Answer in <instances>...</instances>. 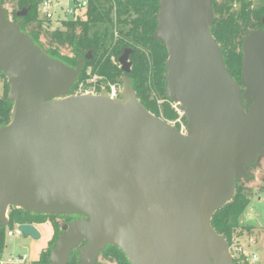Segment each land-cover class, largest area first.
Listing matches in <instances>:
<instances>
[{"label":"water","instance_id":"1","mask_svg":"<svg viewBox=\"0 0 264 264\" xmlns=\"http://www.w3.org/2000/svg\"><path fill=\"white\" fill-rule=\"evenodd\" d=\"M158 5L151 38L165 45V92L184 133L136 97L131 48L117 59V97L71 93L92 50L75 66L50 56L21 29L27 8L14 22L0 3L11 102L0 126V224L11 206L81 216L61 224L47 264H66L76 247L78 264H96L108 245L130 264H234L211 219L264 157V32L243 38L237 82L211 33L212 0ZM16 229L40 238L33 224Z\"/></svg>","mask_w":264,"mask_h":264},{"label":"trees","instance_id":"2","mask_svg":"<svg viewBox=\"0 0 264 264\" xmlns=\"http://www.w3.org/2000/svg\"><path fill=\"white\" fill-rule=\"evenodd\" d=\"M6 0H0L4 5ZM231 0H225L229 4ZM43 0H17V9L11 12L12 21L21 17L16 15L18 10L27 8L22 17L21 29L28 33L47 54L58 58L64 63L75 66L78 56H84L92 50V57L84 59L81 74L71 88L76 93L79 81L88 78L86 75L96 74L105 80L119 83L123 74L118 57L124 48H131L130 72L127 76L132 79V88L142 105L150 112L166 121L176 119L177 112L172 108L165 92V68L167 51L164 43L151 38L157 24L159 10L158 0H89L84 12L80 16L67 17L60 20V25L51 28V19L41 11ZM7 11V10H6ZM8 16H10L7 11ZM41 14V16H40ZM217 20L213 19L211 33L217 44L223 49L222 56L230 75L240 79V52L228 48L217 33ZM229 28V25H227ZM3 93L0 96V126L8 123L11 102L8 99V84L4 74ZM158 100H161L158 103ZM247 108V105H244ZM186 124V119L183 117ZM178 128V125H175ZM250 202L248 188L243 180L235 182V191L232 199L220 210L216 211L211 219L214 230L224 236L231 245L233 236L240 228V216ZM6 226L0 224V254L5 248L6 232L19 224L41 223L47 219L52 221L54 234L48 242L46 250L40 252L39 257L32 264H47L50 249L57 236L61 233V224L68 223L79 215H57L27 213L23 209L11 206L8 208ZM58 219L62 222L58 224ZM56 220V221H55ZM78 249L72 253L66 264H78ZM101 254L118 264H129L123 252L117 247L108 245ZM234 264H247L245 254L231 252Z\"/></svg>","mask_w":264,"mask_h":264},{"label":"rangeland","instance_id":"3","mask_svg":"<svg viewBox=\"0 0 264 264\" xmlns=\"http://www.w3.org/2000/svg\"><path fill=\"white\" fill-rule=\"evenodd\" d=\"M3 6L10 13L9 17L12 19L11 12L17 9V0H6ZM50 19L51 28H55L60 25V20L63 19V17H61V14H57ZM93 75L94 74L86 75V77L89 78L84 79L86 87L81 90L91 91L93 89L94 81H91L94 78ZM80 82L81 81H79V83ZM79 83L77 84V90ZM96 88L99 90L104 89L101 88L99 79L97 80ZM3 89L4 80L0 77V96L3 93ZM157 101L160 103L161 100L157 99ZM175 120L176 119L168 122L179 126V123ZM248 171L250 178L241 180H243V185L248 188L250 202L240 216L239 221L241 226L237 229L238 234L233 236L230 249L232 252L234 248L241 247L246 252L247 264H264V157L255 164L249 166ZM8 210L6 212V219ZM56 222L60 224L62 220L57 218ZM36 227L40 232V238L38 239L22 235L18 232L16 226H14L12 230H7L5 239L6 245L3 252L0 254V264H32V262L39 257L40 252L47 249L48 242L54 234L52 221L47 219L43 224H36ZM252 254L257 255L258 259L255 262L251 261ZM14 258L18 260L14 262ZM98 262L99 264H118L115 260L108 259L102 254L98 257Z\"/></svg>","mask_w":264,"mask_h":264},{"label":"flooded vegetation","instance_id":"4","mask_svg":"<svg viewBox=\"0 0 264 264\" xmlns=\"http://www.w3.org/2000/svg\"><path fill=\"white\" fill-rule=\"evenodd\" d=\"M212 7L213 19L216 18L218 24V36L224 38L222 42L227 44L228 48L240 52L242 59L241 46L243 38L256 30L264 32V0H231L229 4H226L225 0H212ZM227 25H229V28H227ZM220 49L223 51L222 48ZM36 224L40 223H33L35 227ZM96 264H99L98 258H96Z\"/></svg>","mask_w":264,"mask_h":264},{"label":"built area","instance_id":"5","mask_svg":"<svg viewBox=\"0 0 264 264\" xmlns=\"http://www.w3.org/2000/svg\"><path fill=\"white\" fill-rule=\"evenodd\" d=\"M89 0H43L41 4V11L43 14H45L46 17L51 18L54 17L57 14H61V17L67 18V17H75L80 16L84 12ZM94 78L91 81L93 82V89L91 91L81 90L86 87V82L81 81L78 86V90L76 93L82 94V93H91V94H98L100 92L99 89L96 88L97 80H102V78L98 77L96 74L93 75ZM89 78V77H88ZM90 81V80H89ZM101 88H104V90L107 91L108 96L111 98H115L118 96L120 91V84L116 82H109V81H101ZM103 90V89H102ZM172 108L177 112L178 117L176 118V122L179 123L178 129L181 132H185L186 130V124L183 120V114L181 110L179 109V106L174 103L170 102ZM174 125V123H171ZM175 126V125H174ZM236 254L244 253L246 252L241 247H236L233 249ZM257 255L252 254L251 255V261H256ZM18 259L14 258V262H16Z\"/></svg>","mask_w":264,"mask_h":264}]
</instances>
